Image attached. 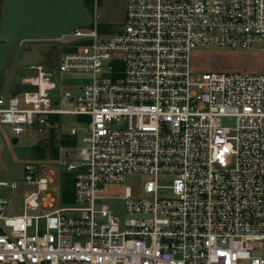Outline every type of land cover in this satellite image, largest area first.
I'll list each match as a JSON object with an SVG mask.
<instances>
[{"label":"built area","instance_id":"1","mask_svg":"<svg viewBox=\"0 0 264 264\" xmlns=\"http://www.w3.org/2000/svg\"><path fill=\"white\" fill-rule=\"evenodd\" d=\"M84 1L94 24L38 43L53 53L20 76L34 90L0 97L11 140L29 127L59 130L63 115L82 124L68 137L83 132L77 162L59 165L73 177L72 202L51 187L53 171L38 176L31 163L23 180H0V264H264V74L196 76L192 66L199 47L244 50L264 39V0H126L124 27L107 38L100 0ZM82 71L93 82L62 97L58 72ZM3 138L0 130V163ZM131 175L152 177L144 197L127 186L109 195ZM19 182L37 190L11 217ZM109 202L122 204L123 223Z\"/></svg>","mask_w":264,"mask_h":264},{"label":"rangeland","instance_id":"2","mask_svg":"<svg viewBox=\"0 0 264 264\" xmlns=\"http://www.w3.org/2000/svg\"><path fill=\"white\" fill-rule=\"evenodd\" d=\"M2 0H0V5ZM98 31L102 37H110L118 30L122 29L125 24L126 17V0H100L98 9ZM72 39L71 36L64 40ZM69 49L60 48V54H63ZM49 58L46 59L48 62ZM193 74L201 75L204 72H219L231 71L251 74H264V39L253 42L249 48L244 50H227L216 49L209 47H199L192 53ZM27 74H35V72L28 70V68H19L16 72V78L26 76ZM58 79L62 83V97L69 92L74 97L82 95L83 87L93 82V74L91 72H70L59 73ZM16 80V79H15ZM34 88L28 85H14L11 88V96H17L23 100L24 93L33 91ZM60 95V93L58 92ZM62 97L58 96V105L63 109L73 110L76 106L75 101L66 100L61 104ZM61 128L59 130L46 129L44 132H39L34 127L26 128L19 136L20 141L14 145L11 143L13 136L9 125H1L0 130L8 143L12 157L16 162H27L33 164L38 176H46L49 171H53L55 183L51 187L58 188L60 191H65L64 179L71 180V174H63L60 170V164L63 161L67 166L71 163L77 162V153L83 146L82 137L83 132H79L78 138H71L69 134L71 128H80L81 120L78 117L71 115H63L57 117ZM68 138L75 142V145L68 148L71 152V157L63 159L61 155L55 156V149L60 147L62 139ZM63 147H60V150ZM149 175H131L127 176L125 182L121 185L108 186L107 192L113 196H123L125 187H130L133 195L136 197H144L143 185L151 180ZM0 180L9 181L8 170L3 162L0 163ZM172 183L171 177H166L159 180L162 187H167ZM36 186L28 185L25 182H19L13 192V200L8 211L11 217L20 216L25 213L24 199L27 194L35 192ZM168 192V191H166ZM55 196L54 192H50ZM5 196H9V189L4 190ZM116 210L115 214L123 223L129 216L125 213L124 208L119 202H109Z\"/></svg>","mask_w":264,"mask_h":264},{"label":"water","instance_id":"3","mask_svg":"<svg viewBox=\"0 0 264 264\" xmlns=\"http://www.w3.org/2000/svg\"><path fill=\"white\" fill-rule=\"evenodd\" d=\"M94 24V16L84 0H2L0 5V97L5 102L19 68L45 63L52 52V46L38 44L42 41L60 40L79 28ZM31 41L38 45L19 52L22 42ZM16 79V80H15ZM7 105V104H6ZM2 160L11 180H23L25 164L16 162L8 143L3 138ZM19 138H13L16 145ZM65 156H69L68 150Z\"/></svg>","mask_w":264,"mask_h":264},{"label":"trees","instance_id":"4","mask_svg":"<svg viewBox=\"0 0 264 264\" xmlns=\"http://www.w3.org/2000/svg\"><path fill=\"white\" fill-rule=\"evenodd\" d=\"M88 7H90L89 4H86ZM75 145V142L72 141V140H69L68 138H65V139H62V141L60 142V147H63V148H70L72 146ZM60 147H57L55 149V156H59L60 154ZM64 182H65V185H64V188H65V191H64V200L66 202H72L73 201V198H72V184H73V177L71 175V180L69 178H65L64 179Z\"/></svg>","mask_w":264,"mask_h":264},{"label":"flooded vegetation","instance_id":"5","mask_svg":"<svg viewBox=\"0 0 264 264\" xmlns=\"http://www.w3.org/2000/svg\"><path fill=\"white\" fill-rule=\"evenodd\" d=\"M29 45H30V47H31V46H35V45H38V44H36V43H32V44H29ZM51 53H53V49H52V52H51ZM48 56H49V55H48ZM48 56H47V57H48Z\"/></svg>","mask_w":264,"mask_h":264}]
</instances>
